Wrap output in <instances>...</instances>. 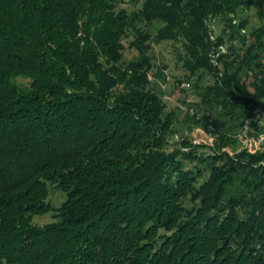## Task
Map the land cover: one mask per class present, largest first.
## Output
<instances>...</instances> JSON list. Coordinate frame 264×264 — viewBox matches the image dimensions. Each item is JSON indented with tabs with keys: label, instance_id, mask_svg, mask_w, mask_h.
Segmentation results:
<instances>
[{
	"label": "trees",
	"instance_id": "trees-1",
	"mask_svg": "<svg viewBox=\"0 0 264 264\" xmlns=\"http://www.w3.org/2000/svg\"><path fill=\"white\" fill-rule=\"evenodd\" d=\"M162 42L212 145L170 143ZM256 108L264 0H0V264H264V150L239 148Z\"/></svg>",
	"mask_w": 264,
	"mask_h": 264
},
{
	"label": "rangeland",
	"instance_id": "rangeland-1",
	"mask_svg": "<svg viewBox=\"0 0 264 264\" xmlns=\"http://www.w3.org/2000/svg\"><path fill=\"white\" fill-rule=\"evenodd\" d=\"M261 8L260 6H253L250 9L240 10L239 16L236 22L240 19L247 21L246 32L248 33L252 28L259 26L261 22L260 18ZM160 24H156L155 28H157ZM211 27L214 35H218L221 32L222 22L220 18H214L211 21ZM156 29L153 30L155 32ZM245 32V30H244ZM128 45V43H127ZM223 48L224 46H220ZM223 50V49H222ZM154 53L156 54V58L162 61L165 64H168V68L165 71L167 78L166 82H162V90H163V98L168 105V109H174L176 112V122L174 127L176 128L177 133L170 138V143L174 147L175 145H180V141L184 138L189 140H198L202 143H209V136L206 132H202L197 130L198 127L194 126L192 120L188 118L187 106L181 102V98L184 96V92H178L177 87V79L179 75L183 72L181 71V67L177 64L176 53L174 52L173 47L165 42L160 44H154ZM137 55V52L134 49L128 48L125 54V60L129 61L133 59ZM211 78H207V82H210ZM190 82L189 80H183L181 83V88L185 87L189 89L185 84ZM193 82V80L191 81ZM190 82V83H191ZM178 92V93H177ZM194 126V127H193ZM241 145V144H240ZM239 145V148H240ZM52 204L57 207L64 200V195L60 192L50 191V197ZM53 210L47 212L43 215H35L34 222L37 224H45L51 222L53 220Z\"/></svg>",
	"mask_w": 264,
	"mask_h": 264
},
{
	"label": "built area",
	"instance_id": "built-area-1",
	"mask_svg": "<svg viewBox=\"0 0 264 264\" xmlns=\"http://www.w3.org/2000/svg\"><path fill=\"white\" fill-rule=\"evenodd\" d=\"M222 49H223V51L225 50L224 47ZM185 85L187 87H191L190 82L186 83ZM190 112H191V115L195 116L197 119L202 117V113L198 112L194 109H191ZM255 113L258 117L257 127L254 128L251 118H248L245 121V124L243 126L241 133L239 134V140H240V144H241L240 148L246 149L250 153H256V152L264 150V110L262 108H256ZM197 130L202 131V132H206L201 127H198ZM209 140H210V142L206 143V144L212 145L214 143V137L209 136ZM194 142L197 144L202 143L198 140H194ZM225 149H227L231 154H233L231 149H229V148H225Z\"/></svg>",
	"mask_w": 264,
	"mask_h": 264
}]
</instances>
